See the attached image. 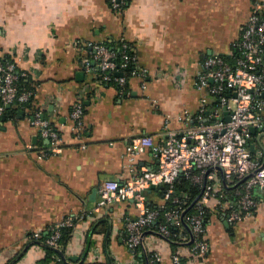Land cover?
<instances>
[{"label": "crops", "instance_id": "0c3cea01", "mask_svg": "<svg viewBox=\"0 0 264 264\" xmlns=\"http://www.w3.org/2000/svg\"><path fill=\"white\" fill-rule=\"evenodd\" d=\"M251 9V0H128L117 12L110 0H0V50L34 93L25 108L14 104L0 117V264H40L45 244H29L28 234H47L83 213L71 240L57 248L65 264H145L152 251L162 255V264H174L175 252L184 264H264L260 189L254 190L255 216L241 223L226 226L224 215L210 207L209 251L202 258L154 230L145 232L137 257L125 240L127 220L138 216L134 203L95 211L102 182H126L137 174L131 172L129 142L145 135L161 142L188 128V115L195 117L204 101L212 107L214 97L195 85L202 62L234 55ZM122 42L133 46L135 67L147 73L130 75L119 87L101 80L85 44L118 50ZM79 102L85 107L80 131L71 119ZM37 112L61 134V153L50 154L51 142L31 124ZM250 144L264 163V138L253 135ZM157 165L150 149L134 162L137 170ZM162 191L146 190L148 203L163 204Z\"/></svg>", "mask_w": 264, "mask_h": 264}, {"label": "built area", "instance_id": "2783aa9c", "mask_svg": "<svg viewBox=\"0 0 264 264\" xmlns=\"http://www.w3.org/2000/svg\"><path fill=\"white\" fill-rule=\"evenodd\" d=\"M127 2L110 0V7L113 11H121ZM251 2V14L237 43L233 61L220 55L209 56L202 62V70L196 78V87L208 90L214 97L212 107L204 101L195 117L188 115L192 123L188 128L169 132L161 142H156L150 135L133 139L127 153L131 172L137 174L126 182L105 180L98 187L96 212L124 201H131L136 206L138 216L128 219L125 224L126 244L135 254H143L145 232L154 230L164 239H176L174 242L179 245L188 244L190 252L202 258L209 251L206 223L210 207L214 206L232 225L255 216L254 190L264 191V163L252 153L250 128H260L264 124V0ZM85 45L92 49V58L103 82L124 87L130 75L139 73L146 77V70L135 67L137 57L130 43L122 42L118 50L105 43ZM4 59L0 50V117L9 105L25 108L34 94L33 90L19 87V80L24 75L16 62ZM131 64L134 67L129 72L127 67ZM84 114V103L75 104L71 119L78 131L83 129ZM226 116L230 117L229 121ZM30 122L51 142L50 154L61 153L62 136L58 130L39 112L30 118ZM27 147L33 148L32 145ZM149 149L158 160L157 167L137 170L134 167L137 156ZM181 177L201 188L195 201L198 210L193 213L184 210L191 199L188 194L175 196L176 183ZM158 186L163 187L164 203L155 207L149 205L146 190ZM169 203L173 205L169 206ZM84 217V213L68 216L54 224L46 245L60 248L61 229L74 226ZM173 228L178 231L174 233ZM27 239H41V234L34 233ZM146 256V264H162V255L158 251ZM172 261L184 264L176 252Z\"/></svg>", "mask_w": 264, "mask_h": 264}, {"label": "trees", "instance_id": "16d2710c", "mask_svg": "<svg viewBox=\"0 0 264 264\" xmlns=\"http://www.w3.org/2000/svg\"><path fill=\"white\" fill-rule=\"evenodd\" d=\"M235 53H234V55H235ZM234 55L232 57H230V58L226 57V59L229 60V61H233ZM4 60H8L7 57H5ZM133 67H134V65L131 64L129 67H127V70L129 72H131L133 70ZM19 87L21 89L33 90V88H32L30 83L24 82V78H21L19 80ZM7 112H11V109L6 108L4 114H7ZM175 189H176L175 196H181L182 194L186 193V194H188L191 197L190 201L184 206V210L185 211H187L189 213H193V212L198 210V205H197V202H195V201L201 194V188L200 187L194 186L190 181H188L184 177H181V178H179V181L176 183V188ZM162 194H163V191H162ZM171 205H173V204L169 203V206H171ZM209 215H210V209H208V213H207L208 219H209ZM76 223H77V221L75 222L74 226L63 227L61 229L62 236L60 238V246H61L60 248L64 249L65 246L68 244V242L71 240L72 234H73V230H74V227H75ZM51 227H50V229H51ZM50 229L48 230L47 234L40 233L41 234V239H32V240L29 241L30 242L29 244H35V243H40V242L43 243L44 242V244H45V246H44L45 256L40 261V264H65L63 259H61L59 257V254L56 251V248H53V247H50V246L46 245L45 241L51 235ZM172 231L175 233L178 230L173 228ZM31 235L32 234H28V236H31ZM171 240H172V244L176 247L178 245V243L174 242V241H176V239H171ZM138 255L139 254H137V257H138ZM58 257L60 258V260H58ZM144 260H145V258H144ZM144 263L146 264V261H144Z\"/></svg>", "mask_w": 264, "mask_h": 264}, {"label": "water", "instance_id": "95a60500", "mask_svg": "<svg viewBox=\"0 0 264 264\" xmlns=\"http://www.w3.org/2000/svg\"><path fill=\"white\" fill-rule=\"evenodd\" d=\"M10 107H11V105L7 106V108H10ZM4 118H5V116H2V119H3V120H4ZM225 119H226L227 121H229V120H230V117H229V116H226ZM258 132H260V133L258 134ZM250 133H251L252 135L256 136L257 139H258V141L260 142V141H261V138H264V124H263V126L260 127V128L251 127V128H250ZM250 148H251V150H254V149H255L254 145H251ZM263 149H264V145H263ZM161 188H163V187L161 186ZM225 225H226V226H230V223H228V222L225 220ZM187 228H188V226H187ZM59 250H60V249H56V251L61 255V252H59ZM61 256H62V255H61Z\"/></svg>", "mask_w": 264, "mask_h": 264}]
</instances>
